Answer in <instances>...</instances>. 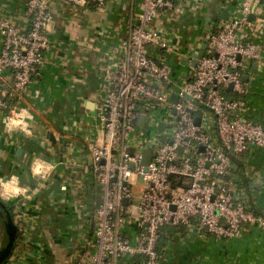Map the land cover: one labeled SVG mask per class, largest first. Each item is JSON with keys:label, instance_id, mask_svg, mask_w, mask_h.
Listing matches in <instances>:
<instances>
[{"label": "built area", "instance_id": "1", "mask_svg": "<svg viewBox=\"0 0 264 264\" xmlns=\"http://www.w3.org/2000/svg\"><path fill=\"white\" fill-rule=\"evenodd\" d=\"M108 1L61 0L96 11ZM142 1L105 74L104 138L90 143L103 194L92 215L93 251L77 264H122L137 257L141 264H163L159 245L168 227L205 231L226 241L243 237L252 224L264 227L248 188L257 178L248 154L264 150V124L246 113L244 82L264 59V46L246 34L264 33V0H225L200 59L198 52L176 49L157 25L161 16L176 12V0ZM50 6V0H28L26 28L0 19V113L11 110L13 116L3 119L8 127L24 118L4 99L6 77H13L11 96L28 92L50 49ZM183 60L190 71L177 77L174 71ZM227 91L238 97L230 99ZM145 151L153 155L147 172Z\"/></svg>", "mask_w": 264, "mask_h": 264}, {"label": "crops", "instance_id": "2", "mask_svg": "<svg viewBox=\"0 0 264 264\" xmlns=\"http://www.w3.org/2000/svg\"><path fill=\"white\" fill-rule=\"evenodd\" d=\"M27 1L0 0V19L26 28ZM224 1L176 0V12L161 16L157 25L169 33L176 49L200 54ZM50 2V49L44 66L21 98L11 96L13 77L5 80L4 99L24 118L13 119L20 122L12 121L8 127L3 119L13 116L11 110L0 113V179L16 177L24 189L15 197L0 195L13 208L24 236L8 264H77L93 251L92 215L103 187L93 173L90 143L103 141L102 105L109 82L105 74L114 66L120 41L143 1L109 0L103 11ZM246 34L264 46V33ZM185 66L189 64L183 60L176 67L183 68V77L189 71ZM256 66L246 82V113L264 124V59ZM248 160L257 175L248 186L254 213L264 219V150L253 149ZM36 161L46 166L39 176L32 171ZM177 230L173 234L164 230L159 245L163 264H264V227L258 224L243 237L227 241L188 227ZM129 234L134 241L135 224ZM141 261L129 258L122 264Z\"/></svg>", "mask_w": 264, "mask_h": 264}, {"label": "water", "instance_id": "3", "mask_svg": "<svg viewBox=\"0 0 264 264\" xmlns=\"http://www.w3.org/2000/svg\"><path fill=\"white\" fill-rule=\"evenodd\" d=\"M228 13H225L223 16L224 19L228 18ZM251 20H253V17H251ZM206 45L204 44L201 52L198 56V59L202 58L204 51L206 50ZM196 65V62H194L193 66ZM257 64L254 65V69H256ZM248 78H244V82H247ZM230 91L232 90V86H230ZM173 102H177L178 98L176 96H173L172 98ZM93 108V106H91ZM144 119L141 120L143 123ZM196 124H200V120L197 119ZM160 130H164V125L161 124L159 127ZM50 139L54 141V138L50 136ZM162 141H165V136H162ZM21 153H19V156ZM152 153L150 151H145L144 153V159H143V166L145 167V172L148 171V167L152 160ZM27 169L26 167H24ZM131 168H134V165L131 166ZM126 205H128V200H125L124 202ZM0 224L4 230L2 240L0 242V264H8V262L11 260L15 249L18 245V237L20 233V228L16 223L15 217L13 213L10 212L8 204L0 197Z\"/></svg>", "mask_w": 264, "mask_h": 264}, {"label": "clouds", "instance_id": "4", "mask_svg": "<svg viewBox=\"0 0 264 264\" xmlns=\"http://www.w3.org/2000/svg\"><path fill=\"white\" fill-rule=\"evenodd\" d=\"M19 122L20 121H13V123ZM32 171L34 175L39 176L46 171V166L44 163L36 161ZM0 189H2V191H0V195H7L10 197H15L24 193V189L19 186L16 177H12L10 179H0Z\"/></svg>", "mask_w": 264, "mask_h": 264}, {"label": "trees", "instance_id": "5", "mask_svg": "<svg viewBox=\"0 0 264 264\" xmlns=\"http://www.w3.org/2000/svg\"><path fill=\"white\" fill-rule=\"evenodd\" d=\"M225 94H226L230 99H234V97H230V96L232 95L231 92L227 91V92H225ZM8 206H9V205H8ZM9 209H10V212L13 213V208L9 207ZM177 229H178V230H177ZM168 230H169L168 232L171 233V234L175 233V230H177L178 232H182V229H180V228H176V227H168ZM2 233H4V230L2 231ZM163 234H164V233H163ZM23 240H24L23 232H20V233H19V237H18V241H19V242H23Z\"/></svg>", "mask_w": 264, "mask_h": 264}, {"label": "rangeland", "instance_id": "6", "mask_svg": "<svg viewBox=\"0 0 264 264\" xmlns=\"http://www.w3.org/2000/svg\"><path fill=\"white\" fill-rule=\"evenodd\" d=\"M182 69L183 68H176L175 69V71H174V73H175V76H177V77H179V76H181V74H182ZM185 69L188 71H190V68L189 67H187V66H185ZM2 231H3V228H2V226H1V224H0V242H1V240H2V236H3V233H2Z\"/></svg>", "mask_w": 264, "mask_h": 264}]
</instances>
